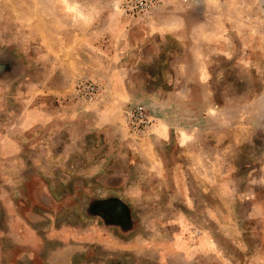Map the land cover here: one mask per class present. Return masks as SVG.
<instances>
[{
	"label": "rangeland",
	"instance_id": "374dc122",
	"mask_svg": "<svg viewBox=\"0 0 264 264\" xmlns=\"http://www.w3.org/2000/svg\"><path fill=\"white\" fill-rule=\"evenodd\" d=\"M0 264H264V0H0Z\"/></svg>",
	"mask_w": 264,
	"mask_h": 264
},
{
	"label": "built area",
	"instance_id": "2783aa9c",
	"mask_svg": "<svg viewBox=\"0 0 264 264\" xmlns=\"http://www.w3.org/2000/svg\"><path fill=\"white\" fill-rule=\"evenodd\" d=\"M163 3L164 0H118L120 15L138 22L150 20ZM72 90L74 96L87 105L96 102L102 94L101 85L83 74L73 79ZM122 119L126 130L136 136L147 133L153 121L152 115L142 104L126 106L122 110Z\"/></svg>",
	"mask_w": 264,
	"mask_h": 264
},
{
	"label": "crops",
	"instance_id": "0c3cea01",
	"mask_svg": "<svg viewBox=\"0 0 264 264\" xmlns=\"http://www.w3.org/2000/svg\"><path fill=\"white\" fill-rule=\"evenodd\" d=\"M70 2V1H69ZM75 6H73V4L72 5H68V7H67V11L66 10H64V11H62L61 13H62V15L61 14H59V12H58V14H57V16L59 15V17H61V18H64V17H66V18H68V22L71 20V19H73V20H75L74 18H75V16H76V12H75ZM87 15H90V13L88 12L87 13ZM62 16H64V17H62ZM46 32H54L55 31V27H53V28H51V30H49L48 28H46V29H44ZM43 30V31H44ZM167 31V30H166ZM174 33V32H173ZM185 39H186V36H185ZM187 40V39H186ZM189 46H190V44H186V46H185V51H183L182 53H183V62H185V64H187V65H191V64H197L198 63V56H197V53H194V54H191L190 53V51H189ZM187 50V51H186ZM191 57L194 59V60H192L191 61ZM196 73L197 74H199L201 77H203L204 75H205V73H204V71H203V69L200 67V68H198L197 69V71H196ZM163 125H160V124H158V125H154V127H152V133H153V135H154V139H156V140H159V139H161V140H165V139H167V137H168V134H169V132H168V126L167 125H165L164 123H162ZM164 133V134H163ZM179 133V136H180V132H178ZM185 135H186V139H187V134L186 133H184ZM183 140L185 141V138H183ZM182 143V142H181Z\"/></svg>",
	"mask_w": 264,
	"mask_h": 264
},
{
	"label": "bare ground",
	"instance_id": "6f19581e",
	"mask_svg": "<svg viewBox=\"0 0 264 264\" xmlns=\"http://www.w3.org/2000/svg\"><path fill=\"white\" fill-rule=\"evenodd\" d=\"M164 134V133H163ZM188 139V138H187Z\"/></svg>",
	"mask_w": 264,
	"mask_h": 264
}]
</instances>
